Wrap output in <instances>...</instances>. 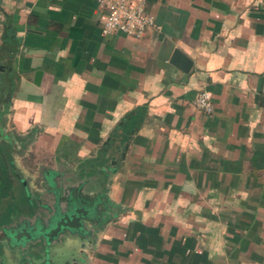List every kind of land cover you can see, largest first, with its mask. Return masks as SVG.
<instances>
[{
	"label": "crops",
	"instance_id": "crops-1",
	"mask_svg": "<svg viewBox=\"0 0 264 264\" xmlns=\"http://www.w3.org/2000/svg\"><path fill=\"white\" fill-rule=\"evenodd\" d=\"M146 9L158 28L134 38L103 34L96 0H0L2 133L108 199L81 264H264V0Z\"/></svg>",
	"mask_w": 264,
	"mask_h": 264
},
{
	"label": "rangeland",
	"instance_id": "rangeland-1",
	"mask_svg": "<svg viewBox=\"0 0 264 264\" xmlns=\"http://www.w3.org/2000/svg\"><path fill=\"white\" fill-rule=\"evenodd\" d=\"M0 133V150L10 162L11 174L9 189L0 190V264H54L50 248L54 236L64 230L84 232L86 238L95 236L105 223L95 212L100 207L105 209L108 199L92 188L86 189L88 181L75 182L79 187L72 188L75 183L70 177L63 181V167L45 168L46 161L40 156V161L34 160L38 156L34 151L32 156L28 150L17 155L21 146L17 137L2 133L1 128ZM29 162H36L35 171L26 168ZM94 162L85 167L86 175L97 171V167L92 170ZM66 217L78 219L77 224L72 225L75 219L66 221Z\"/></svg>",
	"mask_w": 264,
	"mask_h": 264
},
{
	"label": "built area",
	"instance_id": "built-area-1",
	"mask_svg": "<svg viewBox=\"0 0 264 264\" xmlns=\"http://www.w3.org/2000/svg\"><path fill=\"white\" fill-rule=\"evenodd\" d=\"M104 11L101 32L105 35L122 33L139 38L149 28H158L154 17L146 9V0H96ZM264 94V86L262 89ZM194 106L207 114L213 111V102L206 90L198 93Z\"/></svg>",
	"mask_w": 264,
	"mask_h": 264
},
{
	"label": "water",
	"instance_id": "water-1",
	"mask_svg": "<svg viewBox=\"0 0 264 264\" xmlns=\"http://www.w3.org/2000/svg\"><path fill=\"white\" fill-rule=\"evenodd\" d=\"M158 58L167 62L168 65H172L185 73H187L192 66L191 59L181 50L175 48L172 43H168L166 50L161 51ZM73 219L75 218H65L66 221H72ZM77 222L78 219H75L71 224L75 226ZM86 237L87 235L84 234V232H80L78 234L70 232L69 230H64L59 235L54 236L50 246L54 264H80L85 254V243L82 242V240ZM48 262L47 264H49ZM12 264L20 263L14 261ZM21 264H24V262Z\"/></svg>",
	"mask_w": 264,
	"mask_h": 264
},
{
	"label": "trees",
	"instance_id": "trees-1",
	"mask_svg": "<svg viewBox=\"0 0 264 264\" xmlns=\"http://www.w3.org/2000/svg\"><path fill=\"white\" fill-rule=\"evenodd\" d=\"M139 116H131L125 119L123 122V139H127L132 131L139 124ZM3 151L0 150V190L6 192L9 189V185L11 184V174H10V162L7 161L6 155H3ZM5 189V190H4ZM1 194V193H0Z\"/></svg>",
	"mask_w": 264,
	"mask_h": 264
}]
</instances>
